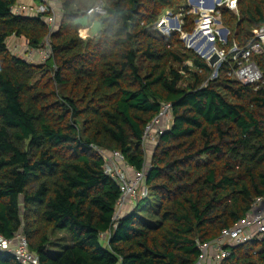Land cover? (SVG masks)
Returning <instances> with one entry per match:
<instances>
[{
    "label": "trees",
    "instance_id": "1",
    "mask_svg": "<svg viewBox=\"0 0 264 264\" xmlns=\"http://www.w3.org/2000/svg\"><path fill=\"white\" fill-rule=\"evenodd\" d=\"M98 1L60 0L50 32L48 13L0 0V236L22 233L41 264H194L199 244L264 197V53L251 56L262 78L244 83L231 52L255 40L264 0L216 8L229 29L218 66L185 44L200 17L188 0H102L106 14L89 16ZM168 13L179 30L159 26ZM86 16L103 19L84 38ZM11 37L32 48L49 38L51 54L30 61ZM166 102L171 121L147 161L144 131ZM96 147L146 169L147 194L120 214ZM226 247L221 264H264V236ZM0 264L20 263L0 248Z\"/></svg>",
    "mask_w": 264,
    "mask_h": 264
},
{
    "label": "built area",
    "instance_id": "2",
    "mask_svg": "<svg viewBox=\"0 0 264 264\" xmlns=\"http://www.w3.org/2000/svg\"><path fill=\"white\" fill-rule=\"evenodd\" d=\"M59 1L60 0H39L34 6H21L17 3L16 6H14V12L18 14L48 13L46 22L51 32L59 23ZM225 2L230 9L234 11L237 10V0H225ZM87 14L89 16L94 14H106L103 1L100 0L89 8ZM204 18L205 19L200 21L199 25L196 26V33L194 31L195 36L193 37L194 40L197 36L201 35L202 32L204 33L202 37L206 36L208 38V36L215 37L213 30L217 34L221 31L219 28H212L214 25L213 22H216L215 19V21L213 20L214 17L212 14L205 13ZM165 24V19L159 22L160 27ZM21 40L24 41H22L21 44V41L16 43V48H13V51H17L14 52L15 54L18 55L21 51H26V55L23 57L33 62L45 61L50 56L51 46L49 38L46 39L41 48L29 47L28 41L25 38H21ZM25 40L27 42L23 43ZM12 43L13 41L11 45ZM13 44L15 45V43ZM196 45L190 43L188 47L195 48L197 47ZM215 52L219 55V60L215 64L218 66L225 59L226 55L223 50H217ZM231 52L234 54V58L238 60L239 65L233 72L235 78L244 83L258 82L262 78V71L259 65L251 60V56L255 53H264V25L255 30V40L249 46L241 48L235 44L231 48ZM171 112V103H163L159 114L145 128L143 136L144 145L146 142L157 143L160 135L171 121ZM95 149L104 160V172L114 179L120 187L122 194L118 204V212L130 201L147 194V188L144 186V179L147 174L145 168L136 170L127 163L124 155L118 150H107L100 147H96ZM262 236H264V197H259L256 199L252 210L234 227L223 230L220 237L214 241L199 244L201 255L194 264H221L223 260L231 254L226 244L238 245L253 238H261ZM0 248L11 252L15 260L20 264H41L38 256L34 255L29 250L27 238L20 232L17 233L13 239L0 236Z\"/></svg>",
    "mask_w": 264,
    "mask_h": 264
},
{
    "label": "rangeland",
    "instance_id": "3",
    "mask_svg": "<svg viewBox=\"0 0 264 264\" xmlns=\"http://www.w3.org/2000/svg\"><path fill=\"white\" fill-rule=\"evenodd\" d=\"M188 3H189V5L191 6V8H192V12L193 13H197V14H199L200 15V17H199V19L196 21V26L197 25H199V22L200 21H202V20H204L205 18V13L206 14H212L213 15V20L215 19L216 20V22H213V29H221V31H219L218 32V34L213 30V32L215 33V37L214 36H208V38H206V40H204L203 41V38L204 37H202L203 36V32H202V34L201 35H199V36H197V38H195V40H193L194 42H193V44L195 45V44H197V43H200L201 41H203V43H202V45H200V47H199V50H196L194 47H192V49L195 51V52H197V53H200V52H202L203 50H205V48L206 47H208V45L211 43V42H213V46L211 47V48H209L208 50H207V52L205 53V55H204V57H206L207 59H208V57H207V55L209 54V53H213V52H215V51H217V50H220L219 48H218V45H217V42L218 41H220V42H222V43H225L226 42V40L224 39V37H223V33H222V31L224 30V28H225V26H223V24H221L220 23V19H221V16H220V13L219 12H217L216 11V8L218 7V6H221V5H225L226 4V2H225V0H219V1H216L215 3H214V5L212 4V3H210V4H205V3H201L199 6L197 5V4H192V2H191V0H188ZM211 6V7H209V9L208 10H206V6ZM215 7V8H214ZM104 16V15H103ZM175 17H177L178 18V20L180 21V19H179V16H171L169 13L167 14V15H165L164 17H163V19H165L166 20V24L165 25H163L161 28H162V30H164V31H168V30H173V29H176L175 27H172L171 26V23H170V19H173V18H175ZM102 19H103V17L101 16V17H97L94 21H90L88 18H87V16L86 17H84V18H82L81 19V22L82 23H84L85 24V26L86 27H89L90 28V30H89V35L90 36H94V35H97L98 34V32H99V30L101 29V26H102ZM214 20V21H215ZM212 32V33H213ZM195 33H196V31H195ZM195 33L193 32L192 34H185V33H183L182 34V37H183V39H184V41H185V44L187 45V46H190V43H191V39L195 36ZM80 35L82 36V37H84V38H86V37H88V35H86V32H85V30H81L80 31ZM191 35V36H190ZM13 38H18V37H11L10 39H9V41H8V43H10V48H11V50L13 51V48H16V44L14 45L13 43H12V45H11V42H12V39ZM213 39V40H212ZM19 40V39H18ZM216 40H217V42H216ZM22 42H20V44H21ZM197 46V45H196ZM18 47H19V45H18ZM215 50V51H214ZM13 52H17V51H13ZM18 55H20V56H25L26 55V51H21ZM148 143H151L152 145H150V146H147V144ZM153 146H155V143H153V142H146L145 143V145H144V147H145V152H146V158H147V161H149L150 160V157H151V154H152V151H153V149H154V147ZM131 202V201H130ZM125 208V207H124ZM123 208V209H124ZM118 214H120V212H118Z\"/></svg>",
    "mask_w": 264,
    "mask_h": 264
},
{
    "label": "water",
    "instance_id": "4",
    "mask_svg": "<svg viewBox=\"0 0 264 264\" xmlns=\"http://www.w3.org/2000/svg\"><path fill=\"white\" fill-rule=\"evenodd\" d=\"M191 2H192V4H196L198 1H197V0H191ZM206 7H211V6L208 5V6H206ZM214 8H215V7H214ZM170 23H171V26H172V27H175L177 30L180 29V21L178 20L177 17H175V18H173V19H170ZM222 33H223V37H224V39H227V36H228V34H229V29H228V28H224V30L222 31ZM206 38H207V37L205 36L204 39H203V41L206 40ZM193 40H194V38L192 39L191 43H193ZM203 41H201V42L197 45V47L195 48L196 50L199 49V47H200L199 45H201V44L203 43ZM212 46H213V42H211V43L208 45V47L205 48V50H203L202 52H200V55H201V56H204L205 53L207 52V50H208L209 48H211ZM207 57H208V61H209V63H210L211 66H215L216 62L219 60V55H218L217 52L209 53V54L207 55Z\"/></svg>",
    "mask_w": 264,
    "mask_h": 264
},
{
    "label": "crops",
    "instance_id": "5",
    "mask_svg": "<svg viewBox=\"0 0 264 264\" xmlns=\"http://www.w3.org/2000/svg\"><path fill=\"white\" fill-rule=\"evenodd\" d=\"M38 1L37 0H18V4L19 5H21V6H34V4H36ZM83 30H85V32H86V35H88V36H90L89 35V30H90V28L89 27H86L85 26V28L83 29ZM19 39V40H18ZM12 41H13V43H19L20 41L22 42V41H24V40H21V38H13L12 39ZM27 41L25 40V42H23V43H26ZM150 145H152L151 143H148L147 144V146H150ZM154 147V146H153ZM152 153H153V151H152ZM151 158V157H150ZM150 161V160H149Z\"/></svg>",
    "mask_w": 264,
    "mask_h": 264
},
{
    "label": "bare ground",
    "instance_id": "6",
    "mask_svg": "<svg viewBox=\"0 0 264 264\" xmlns=\"http://www.w3.org/2000/svg\"><path fill=\"white\" fill-rule=\"evenodd\" d=\"M198 44V43H197ZM196 45V44H195ZM200 46V45H199Z\"/></svg>",
    "mask_w": 264,
    "mask_h": 264
}]
</instances>
